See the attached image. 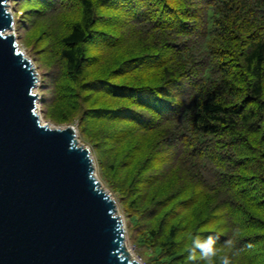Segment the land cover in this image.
Wrapping results in <instances>:
<instances>
[{"label":"trees","instance_id":"16d2710c","mask_svg":"<svg viewBox=\"0 0 264 264\" xmlns=\"http://www.w3.org/2000/svg\"><path fill=\"white\" fill-rule=\"evenodd\" d=\"M24 6L47 117L78 120L152 262L239 229L232 264H264V0Z\"/></svg>","mask_w":264,"mask_h":264},{"label":"water","instance_id":"95a60500","mask_svg":"<svg viewBox=\"0 0 264 264\" xmlns=\"http://www.w3.org/2000/svg\"><path fill=\"white\" fill-rule=\"evenodd\" d=\"M0 0V264H140L73 126L37 113L38 77Z\"/></svg>","mask_w":264,"mask_h":264},{"label":"rangeland","instance_id":"374dc122","mask_svg":"<svg viewBox=\"0 0 264 264\" xmlns=\"http://www.w3.org/2000/svg\"><path fill=\"white\" fill-rule=\"evenodd\" d=\"M30 6H24L21 7V0H10L8 2V9L11 12V14L14 17V28L12 33L16 36V40L18 43L19 48L21 51L28 57V59L32 62L33 67L35 68V71L37 73L38 77V84L35 88L34 92L38 94L39 101H38V109L37 113L40 117L41 122L44 124H47L53 128H65L68 126H73L76 130V136L77 140L79 141L80 145H83L91 151V155L93 157L94 163H95V169H96V176L99 179V181L102 184V187L113 197V199L116 201L117 204V214L121 217L123 222V228L125 230V238H126V247L127 251L129 252L132 259L138 261L140 264H157L156 262H152V259L150 258V254L152 253L148 247L141 246L140 244H137L136 241H134V237L132 236V233L130 231L129 227V216L126 211V206L122 203L120 199H118L115 194L108 188V186L103 181L102 177V168L99 165L98 162V154L97 152L86 142V140L81 135V130L79 127V122L76 120L72 124H62L57 125L54 122H52L50 119H48L47 114L45 112L46 110V102L50 99V94L46 92L47 89H50V85L47 81H43V79L46 77L47 73L45 69L42 66H39V64L36 62V55L33 53L31 48H29L28 43L30 41V36L33 33V27L28 28L26 23V10ZM25 21V22H24ZM49 22V26H50ZM25 26V28L23 27ZM32 32V33H31ZM135 235V233H134Z\"/></svg>","mask_w":264,"mask_h":264},{"label":"clouds","instance_id":"9594fccd","mask_svg":"<svg viewBox=\"0 0 264 264\" xmlns=\"http://www.w3.org/2000/svg\"><path fill=\"white\" fill-rule=\"evenodd\" d=\"M238 238L239 229H234L223 245L219 244L217 236L188 233L185 236L189 253L187 264H232L231 255L225 249H233Z\"/></svg>","mask_w":264,"mask_h":264},{"label":"bare ground","instance_id":"6f19581e","mask_svg":"<svg viewBox=\"0 0 264 264\" xmlns=\"http://www.w3.org/2000/svg\"><path fill=\"white\" fill-rule=\"evenodd\" d=\"M12 33V32H11ZM42 124H44L43 122H42Z\"/></svg>","mask_w":264,"mask_h":264}]
</instances>
